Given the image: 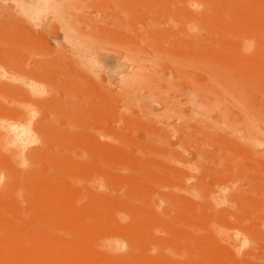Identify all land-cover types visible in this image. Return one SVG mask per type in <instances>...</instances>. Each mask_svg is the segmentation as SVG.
I'll use <instances>...</instances> for the list:
<instances>
[{
	"label": "rangeland",
	"instance_id": "1",
	"mask_svg": "<svg viewBox=\"0 0 264 264\" xmlns=\"http://www.w3.org/2000/svg\"><path fill=\"white\" fill-rule=\"evenodd\" d=\"M0 264H264V0H0Z\"/></svg>",
	"mask_w": 264,
	"mask_h": 264
},
{
	"label": "bare ground",
	"instance_id": "2",
	"mask_svg": "<svg viewBox=\"0 0 264 264\" xmlns=\"http://www.w3.org/2000/svg\"><path fill=\"white\" fill-rule=\"evenodd\" d=\"M26 122V121H25ZM18 124V123H17ZM24 124V123H23ZM31 124V123H30ZM4 129V128H3ZM30 130V129H29ZM31 131V130H30ZM17 136L19 137V138H23V139H27V138H29L30 137V135H29V131L28 130H26V129H21V130H19L18 131V133H17ZM22 140V139H21ZM17 153V152H16Z\"/></svg>",
	"mask_w": 264,
	"mask_h": 264
}]
</instances>
